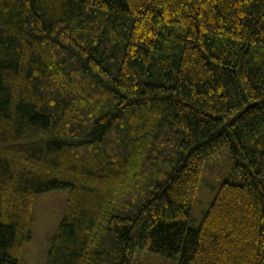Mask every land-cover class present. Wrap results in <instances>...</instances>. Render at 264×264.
I'll return each mask as SVG.
<instances>
[{
  "label": "trees",
  "instance_id": "obj_1",
  "mask_svg": "<svg viewBox=\"0 0 264 264\" xmlns=\"http://www.w3.org/2000/svg\"><path fill=\"white\" fill-rule=\"evenodd\" d=\"M55 190L45 264H264V0H0V264Z\"/></svg>",
  "mask_w": 264,
  "mask_h": 264
},
{
  "label": "rangeland",
  "instance_id": "obj_2",
  "mask_svg": "<svg viewBox=\"0 0 264 264\" xmlns=\"http://www.w3.org/2000/svg\"><path fill=\"white\" fill-rule=\"evenodd\" d=\"M227 153L225 149H221L211 156L213 159L206 160L205 162H216L223 165V161L227 159ZM220 182L221 180L217 176L208 177L206 172L204 170L202 171L198 193L192 209V219L189 223L190 227L198 226L202 213L206 209ZM66 193L65 190H55L38 196L31 220V228L33 231L31 251L27 253L23 264H45V255L48 250L47 239L62 218ZM177 262L178 260L176 259L166 260L156 254L139 252L136 254L133 264H177Z\"/></svg>",
  "mask_w": 264,
  "mask_h": 264
}]
</instances>
